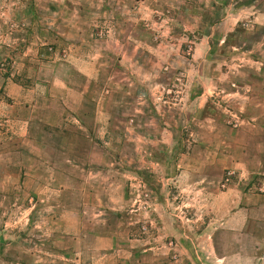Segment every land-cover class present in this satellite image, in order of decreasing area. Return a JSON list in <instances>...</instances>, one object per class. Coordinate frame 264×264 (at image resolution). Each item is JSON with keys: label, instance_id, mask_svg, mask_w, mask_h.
Returning a JSON list of instances; mask_svg holds the SVG:
<instances>
[{"label": "rangeland", "instance_id": "obj_1", "mask_svg": "<svg viewBox=\"0 0 264 264\" xmlns=\"http://www.w3.org/2000/svg\"><path fill=\"white\" fill-rule=\"evenodd\" d=\"M96 1L0 0V264H264V239H253L264 237V220L246 226L260 229L252 235L227 216L239 196L235 185L264 186L258 175L240 176L231 161L245 147L251 155L252 137H264L252 132L239 87L258 84L252 72L264 61V0H149L141 17L108 19L123 42L113 52L133 51L143 73L162 80L147 89L139 133L127 107L104 132L93 116L103 91L113 98L104 101L109 108L123 89L109 80L130 86L120 61L86 81L75 61L64 60L89 51L70 43L103 37L91 31V13H76L95 10ZM112 1L117 12L120 2ZM127 3L134 9V0ZM190 61L196 74L221 78L206 108L193 113L171 108L176 94L182 103L194 94L183 92ZM129 88L123 108L142 92L138 84ZM247 95L250 103L252 89ZM65 118L67 145L60 146ZM204 118L218 130H205ZM162 127L169 129L164 137ZM87 134L97 135V144L89 145ZM50 150L55 157L67 152L65 167L47 160Z\"/></svg>", "mask_w": 264, "mask_h": 264}, {"label": "crops", "instance_id": "obj_2", "mask_svg": "<svg viewBox=\"0 0 264 264\" xmlns=\"http://www.w3.org/2000/svg\"><path fill=\"white\" fill-rule=\"evenodd\" d=\"M136 5L133 4L129 5L127 3V0H117V2H120V4L117 6V12H114L113 9V1L112 0H97L96 1V9L95 10H78L79 15H82L84 17H88L89 13L92 14V16L95 19H91L93 24L97 27L91 28V31L95 32L97 34L98 31H101L104 35L102 38H100L99 43L96 42V40H87L84 41L81 39L79 42L76 41L73 44V46H77L78 49H84V50H89L88 52L81 54L78 57H74L73 59L70 58H65V61H75L74 64L76 66V70L78 71L80 77L83 80L86 81H97L99 80V73H100V67L101 65H111L113 60L116 59L118 62L120 61L121 64L119 66V69L122 71L123 74H125V78L130 81V86L134 84H138L142 87V92L138 95L133 96L130 92L129 96H133V101L134 104L133 106H125L123 108V97H124V90H129V87H126L124 84L118 83L119 80H114L113 78L109 80L110 83L122 87V91L119 92L118 97L116 101L114 102L113 106H110L109 108L105 107L104 101H111L113 100L112 96L110 95L109 91H103L97 100L96 103V110L94 112V119L96 126L99 127L100 132H104L105 129H109V126L106 125L107 122H109L110 117L112 116H120V114L124 113H129L128 115L130 117H134V123L132 124V128L134 129V133H139L135 132V130L141 128L142 126L140 125V121H136V115H139L140 113H145L147 112V107L149 105V99L150 95L148 94V90L150 91L151 87L149 85L151 83H154L155 85H161V79L156 78L155 80H151L152 76L151 75H146L143 73V67L140 59H137L135 57L134 52L130 51H124L120 50L117 52H113L115 48H117L118 45H123V42H120L117 40V37L113 38V33L118 30L117 25L113 23V21L108 20L110 17H117L121 18V20H125V18H128L127 16H132V14H135L138 16V13H140V17L143 15L144 8H149L150 5L153 3V1L157 0H151L150 5L149 0H134ZM156 5V4H154ZM137 9V11H136ZM148 11V10H147ZM104 17V18H102ZM262 17V15H258V20L259 18ZM123 26V24H122ZM127 27V26H126ZM83 31V29H81ZM122 31H125V28L123 27ZM126 31H129L127 29ZM121 54V57H116L117 53ZM105 57V62H103V58ZM191 63H188V66H190L192 69H187L186 68V74L187 78L185 79L186 83L185 89L183 92L186 94H189L190 91L192 94V98L187 100L185 103H182L180 100L182 99V94H176L175 101L172 103L174 106L167 105L169 108H177V109H182L185 108L191 113L197 112L199 110H203L206 108V102L208 100V91L211 88H217L219 87L218 81L220 78L219 73L214 74V75H209V74H196L194 72V62L190 61ZM61 63V62H60ZM115 63V62H114ZM216 66L218 69H221V62H215ZM258 71H253L252 76L257 79V86L255 84H249L245 85L244 83L241 84L240 87V92L243 94L241 96V103L240 107L241 109H244V111H247V107L250 106V116L247 117L249 119V124L252 132L255 131H264V61L260 62V66H254ZM130 73H135V76L130 75ZM148 78L150 81H148ZM148 89V90H147ZM252 89V101L250 103L247 102L248 95L247 91ZM179 91V90H178ZM63 92V91H62ZM126 92V91H125ZM177 92V91H176ZM254 97L258 98V101H254ZM128 103V102H127ZM160 105V104H159ZM184 105V106H183ZM183 106V107H182ZM128 108V111L126 109ZM66 113V112H65ZM85 114V112H82L81 115ZM79 117V116H78ZM126 119V126L127 130L131 131V127L129 124V119ZM63 125L61 128L60 127L57 129L58 133V144L61 146H66L67 145V139H66V118L63 119ZM128 120V121H127ZM78 122V121H77ZM216 121L211 118H204L202 121V127L207 130V131H216L218 130V126H216ZM130 128H129V127ZM171 126V125H168ZM43 130L48 129V124L42 123L41 125ZM54 127V126H53ZM80 127H83L80 125ZM242 128V126L240 127ZM51 129V128H50ZM89 129L93 130L92 123L89 124ZM169 129L167 127H162V137L166 136V132ZM53 132H56L54 128H52ZM255 136V135H253ZM98 136L94 134H87L86 135V142L89 145L97 144L95 142H98L96 140ZM44 140H47L46 137H42ZM254 139V141H253ZM39 140L34 139L32 141V144H38ZM252 148H251V155L249 152H245L248 147H245L242 149V156L239 158H234V160H231L232 162L234 161V164L241 167V170L239 171V175L244 177V176H254L258 175L259 181L264 182V137L259 139H255V137H252ZM42 144L44 146L50 145V142L43 141ZM204 144V143H202ZM248 151V150H247ZM48 153V161L52 160V162H59V166L65 167L66 162L68 161V155L67 152L60 151L59 156L55 157L54 155L51 154L50 151H46ZM52 156V158L50 157ZM85 160L87 161H92L96 162L97 158L93 155H86ZM256 162L254 166L248 165V161L252 160ZM45 162V161H44ZM239 162V163H238ZM236 166V167H237ZM48 169V167H47ZM87 170H89L87 168ZM61 172V169L59 168L58 173ZM241 172V173H240ZM90 174V177L92 175V171L88 172ZM191 180H193L191 178ZM193 182V181H192ZM51 184V182H50ZM63 188V184L59 185V190ZM235 188H237V191L239 192L238 199L234 201L233 204L231 205L232 212L227 214L228 217H231L232 219L235 220L236 224V230H239L241 233H251L256 234L257 232H260V229L257 228H249L246 227L248 225H258L262 220H264V191L259 189L253 182L248 183L247 188H242L238 187L235 185ZM230 221V220H229ZM230 227V226H229ZM232 229V228H230ZM202 237L206 238V241L212 240V233H204L202 234ZM254 240H263L264 237H259L255 236L253 237ZM131 241H135L136 238L134 237L133 239H130Z\"/></svg>", "mask_w": 264, "mask_h": 264}, {"label": "built area", "instance_id": "obj_3", "mask_svg": "<svg viewBox=\"0 0 264 264\" xmlns=\"http://www.w3.org/2000/svg\"><path fill=\"white\" fill-rule=\"evenodd\" d=\"M260 189H261V190H264V186L262 185V186L260 187Z\"/></svg>", "mask_w": 264, "mask_h": 264}]
</instances>
